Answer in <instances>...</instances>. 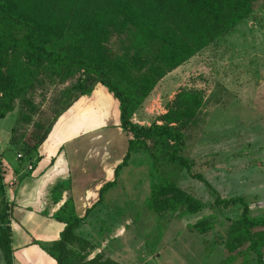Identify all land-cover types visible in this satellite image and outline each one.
I'll use <instances>...</instances> for the list:
<instances>
[{
	"label": "trees",
	"instance_id": "1",
	"mask_svg": "<svg viewBox=\"0 0 264 264\" xmlns=\"http://www.w3.org/2000/svg\"><path fill=\"white\" fill-rule=\"evenodd\" d=\"M256 1L0 0V119L12 111L16 100L15 124L31 128L21 135L20 161L27 159L31 169L34 167V154L54 121L79 97L89 95L94 84L116 100L117 127L126 136L125 151L112 169V179L100 186L95 203L78 217L66 199L54 213L53 218L62 228L57 239L43 248L54 264H119L98 253L87 259L92 246L75 230L114 185L132 154L150 159V174L155 180L149 183L144 201L149 211L157 216L177 212L184 217L204 209L202 203L181 191L163 168L167 165L186 172L190 169L188 160L180 154L182 131L200 106L199 94L193 90L178 91L164 114L148 126L131 119L157 80L247 18ZM112 33L124 34L128 41L119 56H111L103 45ZM69 80L70 85L60 89L53 99L51 114L39 117L32 100L35 90ZM33 116L38 119L32 121ZM10 132H14V127ZM190 176L215 194L199 174ZM5 182L0 164V264H12ZM234 204L241 209L227 231L226 261L253 254L255 264H264V217H250L242 197L222 199L215 194L211 206L227 208ZM208 216L198 218L189 228L205 233Z\"/></svg>",
	"mask_w": 264,
	"mask_h": 264
},
{
	"label": "rangeland",
	"instance_id": "2",
	"mask_svg": "<svg viewBox=\"0 0 264 264\" xmlns=\"http://www.w3.org/2000/svg\"><path fill=\"white\" fill-rule=\"evenodd\" d=\"M127 42L124 34L112 33L103 45L111 56H119L124 53ZM72 80L35 90L32 100L39 117L51 114L57 92ZM98 86L94 84L92 88ZM180 90H193L200 97V106L182 131L184 142L180 154L188 160L190 169L186 172L167 165L163 168L175 185L202 203L204 209L192 217H179L177 212L157 216L149 211L142 199L148 196L149 183L155 176L150 174L149 157L135 153L130 168L136 170L125 174L129 176L131 189L121 191L118 197L124 203L113 210L112 218L89 221L86 227L77 228L75 234L80 237L88 231L95 234L99 231L101 235L111 231L117 236L123 234L125 237L117 243L120 246L123 243V248L126 246L130 253L138 249L134 251L137 260L150 254L146 264H239L241 261V264H255L253 254L246 259L237 255L232 261H226L229 256L224 248L227 231L238 218L241 206L211 205L215 194L222 199L242 197L250 217H264V0L254 2L251 14L226 34L157 80L132 116V122L148 126L164 114L166 105ZM17 109L14 100L12 111L0 119V163L5 168L4 179L14 168L24 170L27 160L15 158L17 163H7L16 153H22L21 135L31 129L25 124H15ZM36 119L38 117L33 116L32 121ZM12 127L13 133L10 132ZM40 169L36 165L32 173ZM192 174H199L215 194L202 182L191 178ZM15 176L18 178L19 174ZM135 179L137 182L133 183ZM20 181L29 179L25 177ZM59 185L66 187L65 182ZM49 192L57 196L59 188L55 184ZM38 206L43 211L46 208L41 200ZM204 216H208L205 233L189 228ZM100 219H104L103 216ZM261 252L264 256V248Z\"/></svg>",
	"mask_w": 264,
	"mask_h": 264
},
{
	"label": "crops",
	"instance_id": "3",
	"mask_svg": "<svg viewBox=\"0 0 264 264\" xmlns=\"http://www.w3.org/2000/svg\"><path fill=\"white\" fill-rule=\"evenodd\" d=\"M117 114L116 100L101 86L93 87L89 95L79 97L54 121L46 139L38 146L32 160L35 161L33 166H40V171L34 174L32 167L29 173L23 174L22 168H14V172L4 179V182L8 181L15 174H23L20 180L25 177L29 179H18L11 186H4L5 200L10 205L12 264H54L43 250L57 239L62 228V224L53 218L54 213L64 200L69 199L75 215L82 216L84 210L95 203L100 186L112 179V169L125 151L126 136L117 127ZM132 156L127 166L119 171L114 185L106 190L101 202L87 214L78 228L86 227L89 221L112 218L113 210L124 203L118 197L121 191L131 189L129 176L125 174L128 170H136L130 168ZM11 158L8 164L17 163L15 155ZM62 182L66 183L65 189L59 188L57 196L50 195V188ZM39 200L46 207L44 211L38 208ZM100 216L104 219H100ZM124 237L112 231L105 235L99 231L96 234L86 232L81 238L92 246L87 259L98 253L119 264H146L151 255L145 254L141 261L137 260L134 251L138 249L130 253L126 246L123 248V243L122 246L117 243ZM129 238L133 239L131 236Z\"/></svg>",
	"mask_w": 264,
	"mask_h": 264
},
{
	"label": "built area",
	"instance_id": "4",
	"mask_svg": "<svg viewBox=\"0 0 264 264\" xmlns=\"http://www.w3.org/2000/svg\"><path fill=\"white\" fill-rule=\"evenodd\" d=\"M15 158L16 159H20L21 158V154L20 153H16L15 155ZM31 170V165L29 162H25V167H24V170H22V173H27ZM16 181V177H13L11 179H9L7 182H6V186L9 187L11 185H13Z\"/></svg>",
	"mask_w": 264,
	"mask_h": 264
}]
</instances>
